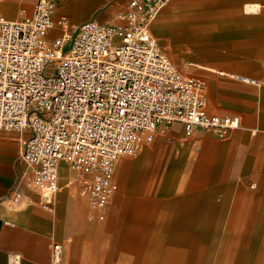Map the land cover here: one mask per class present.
Wrapping results in <instances>:
<instances>
[{
	"label": "built area",
	"instance_id": "obj_1",
	"mask_svg": "<svg viewBox=\"0 0 264 264\" xmlns=\"http://www.w3.org/2000/svg\"><path fill=\"white\" fill-rule=\"evenodd\" d=\"M60 1L34 0L16 19L0 13V130H28L22 177L42 207H51L64 164L89 216L102 220L117 189L118 157L136 154L174 122L183 136L205 130L222 138L240 120L210 112L205 79L179 71L152 35L151 22L170 0H128L112 20L72 28L65 14L55 17ZM49 264H63L59 242L50 245Z\"/></svg>",
	"mask_w": 264,
	"mask_h": 264
},
{
	"label": "crops",
	"instance_id": "obj_2",
	"mask_svg": "<svg viewBox=\"0 0 264 264\" xmlns=\"http://www.w3.org/2000/svg\"><path fill=\"white\" fill-rule=\"evenodd\" d=\"M127 1L62 0L57 9L75 24L90 18L110 21ZM257 6L256 3L253 8L257 9ZM210 7L218 9L205 10L203 14L207 17L220 15L232 18L238 13L237 9V12L234 10L238 8L234 0H213ZM194 14L179 13L174 20L179 22L177 30L173 27L176 30L174 33H177L178 53L192 57L197 62L220 60L223 48L221 43L208 40L234 39L238 32L224 31L225 22L207 23L209 27L204 29L195 26L188 28L185 24L187 18ZM199 31L216 35L202 36ZM238 64L241 65L240 62ZM197 65L199 68L214 70L212 66ZM219 70L234 73L225 68L214 71L218 74ZM238 75L251 78L242 73ZM209 86L219 104H235L244 109V118L251 119V106L241 93H234L230 89L225 92L216 81H210ZM208 110L217 114H235L241 123L237 111ZM260 114L257 118L264 120V104ZM256 130L258 128L250 129L249 141L236 131L228 141L215 144L209 151L201 149L195 158L190 157L192 152L187 146H178V156L172 159L168 169L170 171L163 170L159 174V181L163 184L161 190L166 193L162 198L157 199L151 195L149 182L158 176V169L153 168L144 173L145 184L136 187L141 196L126 192L119 195L114 209L118 217L113 224L116 250L112 263L209 264L213 261L216 264H264V226L261 227L260 221L264 217V207L255 206L256 202L264 204V155L262 147L256 145L253 138ZM196 132L200 136L201 130ZM27 136L26 129L0 130V264H49L50 241L53 236H63V225L58 217L67 208L68 200H71L79 222L85 223L84 200L74 192V188H64L56 195L58 215H54L53 219L40 205L39 195L22 185L23 177L17 181L22 170L20 163H23L19 160V151ZM147 161H144L145 164ZM155 162H158L156 158ZM239 171L246 181L258 187H238L224 219L228 194L234 175ZM67 173L65 165L61 164L58 179H65ZM68 183L70 180L66 181V185ZM16 190L21 193L19 199H11V193ZM105 254L101 252L98 255L101 263H106ZM66 263L72 264L73 258Z\"/></svg>",
	"mask_w": 264,
	"mask_h": 264
},
{
	"label": "rangeland",
	"instance_id": "obj_3",
	"mask_svg": "<svg viewBox=\"0 0 264 264\" xmlns=\"http://www.w3.org/2000/svg\"><path fill=\"white\" fill-rule=\"evenodd\" d=\"M212 1L213 0H170L154 17L150 25V31L179 71L184 74H194L204 77L206 82V93L208 95V108L212 111H225V109L237 111L240 113V126L237 129L229 131L224 138H218L211 132L205 130H201L200 136H197L199 132L190 136H183L181 126L177 123H171L165 125L163 129H159L154 139L149 143L143 144L136 154L131 156L124 155L116 159L114 164V178L117 182V189L111 195L107 203L106 215L102 220L89 216L86 199L80 191L79 184L73 173L65 167L68 172L66 178L58 179L61 187L53 195L51 207L45 208V211L54 219L56 214L58 215L56 195L64 188L72 187L74 188V192L80 195L84 200L83 211L85 223L79 222L76 210L71 204V200H68V202H66L67 208L63 211L62 215L59 214L60 217H58L63 225V236L59 238L53 236L50 241V245L53 242H59L61 244L63 264H67L66 262L70 261L71 258H73L72 264H100L101 262L98 255L101 252L106 253V263L101 264H113L112 258L116 250L113 241V224L116 222L115 218L118 217L116 213H114L116 198L125 192V194L134 195L136 193L137 197L141 196L140 193L136 191V187L145 184L146 179L144 177L146 176L144 173L151 168L154 170L158 169V176L152 178L149 182L152 189L151 195L157 199L164 197L166 193L161 190L163 184L159 181V174L163 170L166 172L170 171L168 169L171 167L173 162L172 159L178 156V146H187L189 151L191 150L192 152L190 157L195 158V155L202 150L209 151L215 144L228 141L236 131L242 133L244 138L249 141L250 129L255 127L258 128V130H256L253 138L255 139L256 145L262 147L261 152L262 155H264V120L257 118L261 115L260 111L262 110V104H264V0H234L238 6V8L234 10L235 12L238 11V13L232 18L220 15L205 16V14H203L205 10L218 9L210 7ZM33 2L34 0H0V13L7 17L15 18L18 17L20 8H24L26 12L29 13ZM256 3L258 6L257 9H254L253 6ZM184 12L195 13L192 17L187 18L185 24L188 28L195 26L204 29L209 27L207 23L225 22L226 29L224 31L234 30L238 32L234 39L208 40V42L219 41L221 43L223 48L221 49L222 57L220 60L197 62V60L192 57H185L183 54L178 53L179 51L176 49V47L178 48V46H176L177 33L175 34L174 31L177 30L176 27L179 25V22L174 20L179 13ZM59 14L62 13L56 6L55 17ZM69 23L72 28L76 22H72L69 19ZM228 26L231 27L227 28ZM173 27L176 28V30L173 29ZM58 32V29H54L51 35L54 36ZM198 33L208 37L216 35L215 33H208L205 31H199ZM239 62L241 65L238 64ZM198 63L212 66L214 70L225 68L232 70L234 73H242L243 75L251 77L254 82H248L237 78H223L214 70L199 68L197 65ZM238 67H240V69ZM210 81L219 83L224 88L225 92L230 89L234 93H241L251 106V110L249 109L252 115V117L250 116L251 119L244 118V109L238 108L235 104L226 102L225 104H219V100L217 99V101L216 98H214L210 90ZM155 158L158 162H155ZM145 160H148L146 164L144 162ZM20 167H22V170L17 177V181L22 177V172L25 170V165L23 163H20ZM27 173L28 172H26V174ZM67 180H70V183L66 185ZM22 181V185L28 191L35 192L25 186L24 177ZM238 187L255 189L258 185L246 181V179L242 177L240 171L236 172L232 188L226 201L224 219L227 217L232 196ZM15 194L16 191L11 193V199H14ZM220 195H222V193H220ZM262 195H264V193H262ZM19 197L16 199L18 200ZM256 199H258V195ZM255 206L264 207V204L259 205V203L256 202ZM260 221L262 223L261 227L264 226V217H262ZM88 225L92 227H88ZM209 264L216 263L212 261Z\"/></svg>",
	"mask_w": 264,
	"mask_h": 264
},
{
	"label": "bare ground",
	"instance_id": "obj_4",
	"mask_svg": "<svg viewBox=\"0 0 264 264\" xmlns=\"http://www.w3.org/2000/svg\"><path fill=\"white\" fill-rule=\"evenodd\" d=\"M240 78L246 79V77H240Z\"/></svg>",
	"mask_w": 264,
	"mask_h": 264
}]
</instances>
